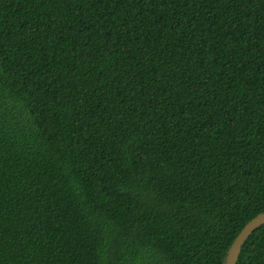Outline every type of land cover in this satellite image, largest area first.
<instances>
[{
	"label": "trees",
	"instance_id": "obj_1",
	"mask_svg": "<svg viewBox=\"0 0 264 264\" xmlns=\"http://www.w3.org/2000/svg\"><path fill=\"white\" fill-rule=\"evenodd\" d=\"M262 211L264 0H0V264H224Z\"/></svg>",
	"mask_w": 264,
	"mask_h": 264
},
{
	"label": "water",
	"instance_id": "obj_2",
	"mask_svg": "<svg viewBox=\"0 0 264 264\" xmlns=\"http://www.w3.org/2000/svg\"><path fill=\"white\" fill-rule=\"evenodd\" d=\"M264 224V211L252 218L243 229L238 233L230 248L227 251V256L224 264H237L242 247L247 238L253 233L255 229Z\"/></svg>",
	"mask_w": 264,
	"mask_h": 264
}]
</instances>
